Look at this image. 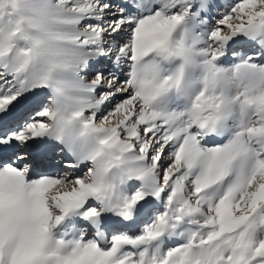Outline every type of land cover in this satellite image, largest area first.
I'll use <instances>...</instances> for the list:
<instances>
[{
	"label": "snow or ice",
	"instance_id": "obj_1",
	"mask_svg": "<svg viewBox=\"0 0 264 264\" xmlns=\"http://www.w3.org/2000/svg\"><path fill=\"white\" fill-rule=\"evenodd\" d=\"M0 264H264V0H0Z\"/></svg>",
	"mask_w": 264,
	"mask_h": 264
},
{
	"label": "rangeland",
	"instance_id": "obj_2",
	"mask_svg": "<svg viewBox=\"0 0 264 264\" xmlns=\"http://www.w3.org/2000/svg\"><path fill=\"white\" fill-rule=\"evenodd\" d=\"M216 2L218 4L223 5L225 3H231V0H216ZM222 11H223V8H221L220 10L213 9V12H212V20H211L212 23H215V18L217 16H219L220 15V12H222ZM132 231H134V229Z\"/></svg>",
	"mask_w": 264,
	"mask_h": 264
}]
</instances>
